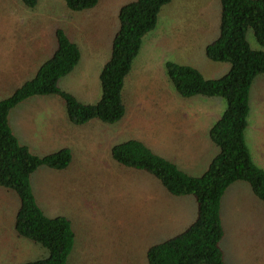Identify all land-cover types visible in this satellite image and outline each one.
<instances>
[{
  "label": "rangeland",
  "instance_id": "obj_1",
  "mask_svg": "<svg viewBox=\"0 0 264 264\" xmlns=\"http://www.w3.org/2000/svg\"><path fill=\"white\" fill-rule=\"evenodd\" d=\"M131 1L100 0L92 9L74 12L64 0H38L35 8L20 0H0V101L52 57L56 33L62 29L78 45L82 61L59 87L81 103H98L100 75L112 56L119 13ZM211 4L215 3L174 0L161 10L156 29L144 37L126 78V113L120 122L73 125L58 96L33 97L11 111L10 123L33 154L43 157L64 148L72 153L68 168L42 167L31 178L45 215L65 217L73 225L76 245L69 264H148L150 247L183 231L191 208H177L180 199L150 174L121 167L111 149L136 139L190 176L206 172L219 152L209 129L224 113L226 101L181 97L167 76L166 64L194 67L207 79L230 71V64L215 63L205 54V46L220 35L221 10L218 14ZM197 26L209 27L210 33L193 36L190 31ZM247 39L252 49L264 50L253 30ZM246 140L254 162L264 169V75L251 90ZM245 185H233L222 201L226 264H264V203ZM19 206L17 194L0 187V264H25L48 256L41 245L17 236Z\"/></svg>",
  "mask_w": 264,
  "mask_h": 264
},
{
  "label": "trees",
  "instance_id": "obj_2",
  "mask_svg": "<svg viewBox=\"0 0 264 264\" xmlns=\"http://www.w3.org/2000/svg\"><path fill=\"white\" fill-rule=\"evenodd\" d=\"M35 8L38 0H20ZM68 9L81 12L94 8L100 0H64ZM221 6L220 35L207 45L205 54L215 63L230 64V71L219 79H207L196 68L174 62L166 64L167 76L183 98L203 96L223 98L226 109L209 130L218 147L206 172L193 177L174 163L157 155L144 143L131 139L115 145L111 155L126 169L148 173L173 197L191 196L197 203V219L183 233L148 249V264H226L221 248L225 230L222 201L229 188L245 183L264 203V169L253 160L246 131L251 112V90L257 77L264 75V50L252 49L247 36L253 30L264 48V0H218ZM172 0H134L119 13L120 28L112 56L100 75L101 99L96 104L81 103L63 91L59 81L79 64L81 51L62 29L56 33L57 49L36 75L0 101V187L17 194L20 206L15 232L20 238L41 245L48 251L43 259L25 264H69L75 251L76 232L65 217L50 218L39 207L32 176L42 167L64 170L72 162L70 149L43 157L33 154L14 135L11 111L38 96H58L66 106L69 122L83 126L93 120L106 124L120 122L126 113L123 99L125 81L139 55L144 37L154 31L161 10Z\"/></svg>",
  "mask_w": 264,
  "mask_h": 264
},
{
  "label": "crops",
  "instance_id": "obj_3",
  "mask_svg": "<svg viewBox=\"0 0 264 264\" xmlns=\"http://www.w3.org/2000/svg\"><path fill=\"white\" fill-rule=\"evenodd\" d=\"M205 1H210L211 3H215V4H211V5H213V6H215L214 8H216L217 9V12H218V14L220 13V10H221V6H220V4H219V2H214L215 0H205ZM213 1V2H212ZM174 2V0H172V2L170 3V4H172ZM169 4V5H170ZM166 7V6H165ZM207 8L208 7H205V12L207 11ZM218 21H219V18H218ZM197 27H199V28H196V29H193V30H191L190 31V33L193 35V36H195V37H198L199 36V32H201V33H205V34H208V33H210V28L209 27H200V26H197ZM70 37V36H69ZM71 38V37H70ZM210 43H208L207 45H209ZM207 45L205 46V49H206V47H207ZM81 61H82V55H81V59H80V62H79V65H78V67L80 66V63H81ZM39 70V69H38ZM38 72V71H37ZM36 72V73H37ZM62 90V89H61ZM64 91V90H63ZM30 99H32V98H30ZM18 107V106H17ZM65 110H66V106H65ZM66 113H67V111H66ZM66 119L69 121V119H68V116L66 117ZM9 124H10V127H11V129H12V131H13V133H14V135L17 137V139L19 140V142L21 143V141H20V136L18 135V133H17V131H16V127L14 126V125H12L11 123H10V117H9ZM14 128H16V129H14ZM74 129H72V131H73ZM210 130V129H209ZM20 134V133H19ZM22 144V143H21ZM23 144H25V146H26V143H23ZM22 144V145H23ZM26 147H28L29 149H30V146L27 144V146ZM237 185H244L245 187H247L245 184H241V183H237V184H235V186L234 187H236ZM238 187H240V186H238ZM229 189H232V186L229 188ZM234 189H238V188H234ZM228 192V191H227ZM227 194V193H226ZM191 196H188V197H180V198H178V199H180L178 202H176V206H177V208H183L184 210H185V208H188V207H190L191 208V213L190 214H185V224L183 225V231H180L181 233H183L190 225H192L194 222H195V220L197 219V214H198V210H197V203H196V201H195V199L194 198H190ZM173 201H175V200H173ZM173 203H175V202H173ZM172 203V204H173ZM194 210H196V213H194ZM179 232V234H181ZM178 233H177V235H179ZM177 235H175V236H177ZM175 236H173V237H175ZM172 237V238H173Z\"/></svg>",
  "mask_w": 264,
  "mask_h": 264
}]
</instances>
